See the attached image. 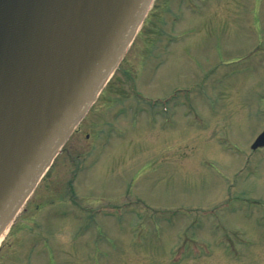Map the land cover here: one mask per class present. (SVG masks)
I'll list each match as a JSON object with an SVG mask.
<instances>
[{
  "label": "rangeland",
  "instance_id": "rangeland-1",
  "mask_svg": "<svg viewBox=\"0 0 264 264\" xmlns=\"http://www.w3.org/2000/svg\"><path fill=\"white\" fill-rule=\"evenodd\" d=\"M178 1H154L0 264H264V148L251 150L264 131V0ZM190 87L187 105L147 102ZM124 203L123 218L88 214Z\"/></svg>",
  "mask_w": 264,
  "mask_h": 264
},
{
  "label": "water",
  "instance_id": "water-1",
  "mask_svg": "<svg viewBox=\"0 0 264 264\" xmlns=\"http://www.w3.org/2000/svg\"><path fill=\"white\" fill-rule=\"evenodd\" d=\"M154 0H0V239L112 78ZM264 148V131L252 150Z\"/></svg>",
  "mask_w": 264,
  "mask_h": 264
},
{
  "label": "flooded vegetation",
  "instance_id": "flooded-vegetation-1",
  "mask_svg": "<svg viewBox=\"0 0 264 264\" xmlns=\"http://www.w3.org/2000/svg\"><path fill=\"white\" fill-rule=\"evenodd\" d=\"M177 8V5L174 3V9H176ZM174 43V38H173V40L172 39H169V38H166V42H164L163 44H162V46L161 47H167V48H169V45L170 44H173ZM165 45H167V46H165ZM131 86V91H135V87L133 86V85H130ZM191 89V87L189 88V90ZM180 91H185V92H187V89L186 88H184V89H175L174 91H172V94L170 95V96H168V97H163V98H159L160 100H158V105H163V104H170V103H172V100H177L176 99V93H178V92H180ZM188 96V95H187ZM191 98V96H189V99ZM189 99L188 100H185V101H183L182 103L184 104V105H187L188 103V101H189ZM39 240V243H41V239L39 238L38 239ZM0 251H1V249H0ZM18 257V256H17ZM51 258H53L52 257V255H50L49 257H48V261H47V264H57V262H55L54 261V259H52V261H51ZM51 261V262H50ZM15 263L14 264H28V262H26V263H24V262H21V259L20 260H18V261H14ZM6 264V263H5ZM10 264V263H9ZM30 264V263H29Z\"/></svg>",
  "mask_w": 264,
  "mask_h": 264
},
{
  "label": "bare ground",
  "instance_id": "bare-ground-1",
  "mask_svg": "<svg viewBox=\"0 0 264 264\" xmlns=\"http://www.w3.org/2000/svg\"><path fill=\"white\" fill-rule=\"evenodd\" d=\"M40 186V185H39ZM38 186V187H39ZM37 190V189H36ZM36 192V191H35ZM7 233H8V231L5 233V235H7ZM5 235H3V237H1V239H0V244H1V242L3 241V239L5 238Z\"/></svg>",
  "mask_w": 264,
  "mask_h": 264
}]
</instances>
